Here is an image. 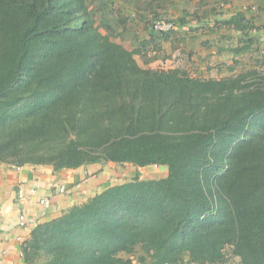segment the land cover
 Listing matches in <instances>:
<instances>
[{
    "label": "trees",
    "instance_id": "1",
    "mask_svg": "<svg viewBox=\"0 0 264 264\" xmlns=\"http://www.w3.org/2000/svg\"><path fill=\"white\" fill-rule=\"evenodd\" d=\"M133 1L160 18L158 0ZM131 17L115 0H0V161L168 167L38 222L26 260L220 264L230 247L242 264H264V49L255 67L221 78L153 68L170 57L164 42L185 52L186 18L142 38ZM217 21L209 33L239 32L233 55L255 49L244 11ZM130 35L132 48L118 40Z\"/></svg>",
    "mask_w": 264,
    "mask_h": 264
},
{
    "label": "crops",
    "instance_id": "2",
    "mask_svg": "<svg viewBox=\"0 0 264 264\" xmlns=\"http://www.w3.org/2000/svg\"><path fill=\"white\" fill-rule=\"evenodd\" d=\"M193 1L166 0L167 4L162 0L157 2L162 6L169 4L175 12L184 7L183 3ZM242 2L234 0L233 3L222 2L221 5L230 6L231 9L226 12L231 15L235 10H242ZM248 3H256L257 7L253 5L249 10H261V17H264V0H251ZM243 11L248 15L247 9ZM159 60L151 62L149 66L153 67V63ZM123 171L122 164L115 162L54 171L48 165H16L0 161V264H30L25 258L24 247L36 224H21L22 215L34 217L37 222H41L61 214L69 206L86 201L110 185L123 182ZM61 187H65V191H61ZM42 198H50L51 205L44 206Z\"/></svg>",
    "mask_w": 264,
    "mask_h": 264
},
{
    "label": "rangeland",
    "instance_id": "3",
    "mask_svg": "<svg viewBox=\"0 0 264 264\" xmlns=\"http://www.w3.org/2000/svg\"><path fill=\"white\" fill-rule=\"evenodd\" d=\"M162 1L166 2V0ZM205 1L206 3H204ZM233 1L230 0L228 2L233 3ZM241 1H244L242 2L244 4H242L240 8H242V11L246 9L248 10L247 17L255 26L254 30L259 36V40L256 44L254 43L253 48L255 49H252L251 52L239 57L233 55L231 51V48L240 44L238 31L236 32V30L229 29L227 26L222 25L217 27L213 33H209L210 27L215 26L217 20L230 16L226 11H229L231 7L221 5L223 0H195L190 3L186 2L182 4L184 7H180L179 11H175L176 13L169 4L167 6H162L158 2V7L155 9L160 14V18H186V23L180 24L176 28L178 32L185 36V52L181 53L179 50L175 51L172 43L167 44V42H165L164 47L166 46L165 49L168 48L170 50L168 51L166 49V52L170 57L165 60L161 59L158 62H154L153 68L180 67L187 69L192 76L221 78L255 67L257 64L254 57L257 55L256 48L264 49V19H262L264 17H261L262 14L259 12L261 10H255V12L249 10V7L251 8L253 5L256 6V3H248V1L251 0ZM115 6L122 8L126 14L132 16L131 18L133 20L129 24L131 30H134V32L137 31L142 38L148 36L152 27V22L154 18H156L154 12L138 8V5L134 3L133 0L132 2L130 0H115ZM232 9L235 10L233 7ZM188 27L189 29L187 30ZM132 38L133 36L130 35L128 39L118 40L125 46L132 48ZM190 52H192V55ZM137 59L140 64L144 65L140 55L137 56ZM232 66L234 67L233 69H231ZM122 166L125 170L123 171L124 180L135 176H139L140 178H161L168 175V167L165 165L154 164L141 167L131 164H122ZM132 257L134 259V264H141L136 255ZM185 264L195 263H193L189 256L186 255ZM220 264L242 263L238 256L232 254L231 248L229 247L227 249L226 261Z\"/></svg>",
    "mask_w": 264,
    "mask_h": 264
},
{
    "label": "built area",
    "instance_id": "4",
    "mask_svg": "<svg viewBox=\"0 0 264 264\" xmlns=\"http://www.w3.org/2000/svg\"><path fill=\"white\" fill-rule=\"evenodd\" d=\"M176 27H177L176 23L172 20H169V19L157 18V19H154L152 22V28L155 31H168V30L174 29ZM61 191H65V187H61ZM41 202L46 207L51 205L50 198H42ZM26 223L37 224L38 222L34 217L30 218V217H27L25 215H22L21 216V224H26Z\"/></svg>",
    "mask_w": 264,
    "mask_h": 264
}]
</instances>
